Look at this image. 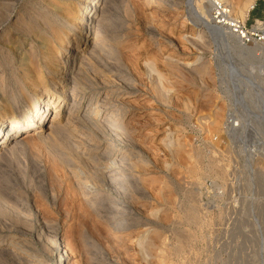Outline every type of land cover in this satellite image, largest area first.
<instances>
[{
    "label": "rangeland",
    "instance_id": "374dc122",
    "mask_svg": "<svg viewBox=\"0 0 264 264\" xmlns=\"http://www.w3.org/2000/svg\"><path fill=\"white\" fill-rule=\"evenodd\" d=\"M208 1L104 0L59 81L83 0H0V116L36 100L0 149V264H264V49Z\"/></svg>",
    "mask_w": 264,
    "mask_h": 264
},
{
    "label": "bare ground",
    "instance_id": "6f19581e",
    "mask_svg": "<svg viewBox=\"0 0 264 264\" xmlns=\"http://www.w3.org/2000/svg\"><path fill=\"white\" fill-rule=\"evenodd\" d=\"M212 1L213 0H209L208 2H210V4H212ZM103 2H104V0H83V2H82L83 4L77 10L78 15H77L74 27H79L80 30L77 31L76 33H74L73 37L69 33H66L59 43L60 53L65 57L64 62L61 66L62 71L58 75L59 81H64L63 77L65 76L66 69H68L66 65L69 64V66H70L73 64V61H74V53H73L74 51H72L73 46L78 42V39H80V38H82V36H84L82 31L84 29H90L92 27V22L95 21L96 12H99L101 6L103 5ZM253 2H254V0H245L244 1L243 5H242L243 6V10H242L243 15H241V16H243V17L246 16L247 11L253 5ZM196 13L198 14L197 16L200 17V19L202 21H204L203 23L206 26L212 27V24L210 22H208L209 20L206 21L207 20L206 18H205V20H203L204 17L203 18L201 17L199 11H196ZM216 29L219 30V32H220V34H222V36L224 35V33H225L224 29H222V28H219V29L216 28ZM68 56H71L70 59H68ZM184 63L185 64H191L192 61L188 60L187 62H184ZM61 93L64 94V92H61ZM36 95L39 97H43L44 95H46V93L39 90L36 93ZM35 102H36V100L28 101L27 104H25V106H24L25 108L21 109V111L17 115L11 114L9 117L0 116V125L8 122L7 120H9V123H10L9 127L7 128V132H6L5 136L1 137V139H0V149H2V150H3V148L5 149V146L7 145V141L9 140V137L13 134H16L18 131V128L21 126V124L23 125L25 123L24 118L26 117L27 120L29 119L30 113H32ZM48 107H50V106H48ZM45 110H46V107L44 108V111ZM56 115L57 114L52 115L51 119L49 118L50 122L53 121L54 119H56ZM229 121H230L229 123L232 127L235 124L234 118L230 116ZM38 124L44 126L45 123H43L39 120ZM20 135L21 134L17 135V137H19ZM6 136H7V138H6Z\"/></svg>",
    "mask_w": 264,
    "mask_h": 264
},
{
    "label": "built area",
    "instance_id": "2783aa9c",
    "mask_svg": "<svg viewBox=\"0 0 264 264\" xmlns=\"http://www.w3.org/2000/svg\"><path fill=\"white\" fill-rule=\"evenodd\" d=\"M257 1L262 5V14L248 23V17L234 16L229 5L213 0L210 14L212 25L215 28L227 30L241 45H257L264 49V0H254L250 9L256 5Z\"/></svg>",
    "mask_w": 264,
    "mask_h": 264
}]
</instances>
